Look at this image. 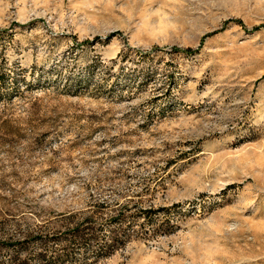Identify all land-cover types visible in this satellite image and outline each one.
I'll list each match as a JSON object with an SVG mask.
<instances>
[{
  "label": "rangeland",
  "instance_id": "374dc122",
  "mask_svg": "<svg viewBox=\"0 0 264 264\" xmlns=\"http://www.w3.org/2000/svg\"><path fill=\"white\" fill-rule=\"evenodd\" d=\"M13 255L264 264V0H0Z\"/></svg>",
  "mask_w": 264,
  "mask_h": 264
},
{
  "label": "trees",
  "instance_id": "16d2710c",
  "mask_svg": "<svg viewBox=\"0 0 264 264\" xmlns=\"http://www.w3.org/2000/svg\"><path fill=\"white\" fill-rule=\"evenodd\" d=\"M87 219H88V217H86L84 219V222H82L80 224L79 223L75 224V226L73 227V229L71 231L70 237H73V239H77L80 242H83L86 239H92L94 237V234H95L94 229L90 225V223L88 222ZM37 238L40 241L43 240L41 235H39ZM114 244H115L114 241L110 240L109 242L100 245L94 254V258L99 256V255L110 254L114 250ZM38 257L40 259H43L44 255L41 252H39ZM9 264H26V260H25V258H20L17 255H13L10 258ZM54 264H63V263L60 261L59 258H56Z\"/></svg>",
  "mask_w": 264,
  "mask_h": 264
}]
</instances>
